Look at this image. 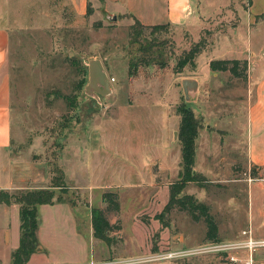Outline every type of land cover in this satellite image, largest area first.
Returning <instances> with one entry per match:
<instances>
[{"label": "rangeland", "instance_id": "obj_1", "mask_svg": "<svg viewBox=\"0 0 264 264\" xmlns=\"http://www.w3.org/2000/svg\"><path fill=\"white\" fill-rule=\"evenodd\" d=\"M6 1L9 23L19 24L10 33L6 62L10 150L46 173L35 186L63 182L62 190H54L62 202L38 209L37 248L24 264H264V221L255 200V184L262 180L246 162L247 76L237 85L220 76L218 84L228 87L216 89L209 100L202 85L189 101L181 88V78L198 71L192 64L179 69V58L203 37L208 43V35L194 42L167 26L145 30L132 43L129 27L108 19L97 4L82 17L67 12L58 22L54 14V21L35 27L39 17L31 6L44 0ZM220 21L214 29L222 27ZM146 41L151 50L141 49ZM200 54L202 67L207 55ZM92 59L102 63L111 89L98 101L81 87V66ZM130 62L136 64L133 78ZM184 107L197 119L193 169L205 181L203 187L185 185L178 197L191 196L209 207L218 242L204 240L203 222H193L178 208L165 210L170 186L181 182ZM23 191L28 190L11 194ZM94 210L108 220V230L92 227ZM11 233L9 244L0 242L3 256L16 246V232ZM250 240L256 243L252 250ZM214 243L237 250L187 253ZM177 252L183 256L167 257Z\"/></svg>", "mask_w": 264, "mask_h": 264}, {"label": "crops", "instance_id": "obj_2", "mask_svg": "<svg viewBox=\"0 0 264 264\" xmlns=\"http://www.w3.org/2000/svg\"><path fill=\"white\" fill-rule=\"evenodd\" d=\"M1 1L0 192L11 194L25 189H46L50 186H35L46 178V173L38 171L37 167L40 165L19 161L10 150L12 143L11 90L6 62L9 54L10 33L12 36L13 31H16L14 24H18V21L9 23L10 13L8 12L10 11L4 8V6L9 8V4L6 0ZM90 4L94 7L97 4L100 12L110 17L116 16L117 21L123 22L127 27L134 21L148 27L165 25L173 28L177 35L180 32L184 33L194 42H197L202 33V36L208 35L207 46L202 51V54L207 55V60L200 67L198 65L200 54L194 60L198 72L180 80L181 83L186 78L194 79L198 84L197 93L202 85L208 100L209 95L216 89L221 91L228 87L226 83L218 84L217 79L220 76L231 78L232 85H237L240 81V79L232 78L228 72H211L210 61H246L247 84L244 89L246 162L248 167L260 174L262 180L255 184L258 191L255 200L258 203L257 212L264 221V0H44L41 5L34 3L31 6L34 10L32 13H37L39 17L34 22L35 27L51 23L54 14L58 22H64V15L67 12L76 18L82 17L88 11ZM217 19L222 20L220 22L223 25L214 29ZM10 20L13 18L10 17ZM190 30H196V32L190 33ZM200 70L202 73H199ZM107 81H109L108 78ZM228 83L230 84L229 81ZM251 197H254L252 193ZM260 200L263 201L260 202ZM12 229L16 232V246L11 248V251L8 250L6 256L0 253V263L3 261L10 264L11 254L19 246L17 240L19 208L16 204H0V242L3 245L10 243Z\"/></svg>", "mask_w": 264, "mask_h": 264}, {"label": "trees", "instance_id": "obj_3", "mask_svg": "<svg viewBox=\"0 0 264 264\" xmlns=\"http://www.w3.org/2000/svg\"><path fill=\"white\" fill-rule=\"evenodd\" d=\"M165 27L167 26L148 27L141 25L138 21H134V23L129 26V39H132V43H138V39L140 36H143L145 30H151L152 32L161 31L165 29ZM161 45L160 43V47ZM206 46L207 43L204 38L195 43L190 50L179 58L177 62L178 68L182 69L188 64L194 65L196 56L199 55ZM152 47V43L146 41L144 47L141 49L146 51L151 50ZM134 65L136 66V64L130 62V70L128 72L129 78H133L136 75V71L132 69ZM209 69L211 72H228L232 78L245 79L247 74V63L246 61L239 60H213L209 63ZM81 70L84 76L81 87H84L87 82V78H85L87 76V71L84 65L81 66ZM197 131L198 123L193 113L185 107L180 109L179 142L181 145V182L170 186L169 199L165 206V210L169 211L172 208H178V210L185 212L193 222H203L206 226L204 240L218 242L220 241L218 237V225L210 215L209 207L203 203H199L191 196L178 197L185 185L189 183H198L203 187V182L205 181L203 177L200 174H196L193 169L195 156L194 142L198 135ZM251 171L254 172V169L251 168ZM62 186V181H55L46 189L28 190L13 195L8 192H0V204H16L19 208L20 239L18 248L11 255L13 264H24L37 248V231L39 228L38 209L44 205L61 203L62 201L58 197L55 199L54 190L56 188L62 190ZM111 205L117 207L113 199ZM92 227L95 230H108L110 225L102 212L94 210L92 212Z\"/></svg>", "mask_w": 264, "mask_h": 264}, {"label": "water", "instance_id": "obj_4", "mask_svg": "<svg viewBox=\"0 0 264 264\" xmlns=\"http://www.w3.org/2000/svg\"><path fill=\"white\" fill-rule=\"evenodd\" d=\"M112 21L116 20V16L109 17ZM87 71V82L84 86V94L98 101V97H105L110 93V85L107 82V75L104 71L102 63L97 59H92L83 64ZM198 84L194 79H183L181 88L185 101H189L193 93L197 92Z\"/></svg>", "mask_w": 264, "mask_h": 264}, {"label": "built area", "instance_id": "obj_5", "mask_svg": "<svg viewBox=\"0 0 264 264\" xmlns=\"http://www.w3.org/2000/svg\"><path fill=\"white\" fill-rule=\"evenodd\" d=\"M111 81H114L113 79H111ZM252 180L249 179V182H251ZM261 244H264V243H261ZM256 247V243L252 242L251 240L248 242V248L250 250L254 249ZM230 249H234V250H237L236 247H232V246H227V245H224V244H220V243H214V244H210V245H207L205 247H202V248H199V249H194L193 251H188L187 253L189 255H197V254H203V253H208V252H216V253H221V254H226L227 253V250H230ZM181 254V255H180ZM187 255V256H189ZM180 256H183L182 253H175V254H169L167 257H180ZM231 261L235 262L234 259L230 258Z\"/></svg>", "mask_w": 264, "mask_h": 264}]
</instances>
